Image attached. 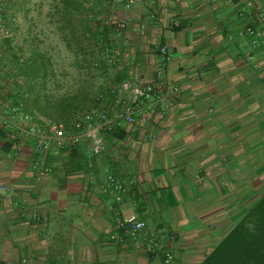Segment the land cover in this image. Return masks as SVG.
<instances>
[{
  "label": "crops",
  "instance_id": "obj_1",
  "mask_svg": "<svg viewBox=\"0 0 264 264\" xmlns=\"http://www.w3.org/2000/svg\"><path fill=\"white\" fill-rule=\"evenodd\" d=\"M91 1L93 28L109 40L79 48L75 63L85 73L75 91L86 96L84 111L113 117L108 89L129 70L147 81L158 68L167 108L141 107L133 125L116 121L102 130L106 148L98 156H87L84 144L53 150L40 182L34 140L23 137L5 150L0 136V264H198L237 220L243 201L236 196L253 184L248 176L264 167V0H140L127 11L117 5L119 33L103 23L108 2ZM248 28L258 34L254 46ZM2 44L0 96L13 60ZM163 45L165 64L156 53ZM5 103L0 97V120ZM106 171L127 186L121 202L100 190ZM130 213L173 235L170 262L135 247L117 227L116 218Z\"/></svg>",
  "mask_w": 264,
  "mask_h": 264
},
{
  "label": "built area",
  "instance_id": "obj_2",
  "mask_svg": "<svg viewBox=\"0 0 264 264\" xmlns=\"http://www.w3.org/2000/svg\"><path fill=\"white\" fill-rule=\"evenodd\" d=\"M106 1L110 11L104 15L103 23L110 25L119 33L124 27L123 19L113 13L114 7L122 5L123 9L127 11L140 0ZM246 34L250 37L252 45H256L258 34L250 28L246 29ZM0 36L2 38L10 36L2 21L1 10ZM156 53L162 64L168 61L167 46L158 47ZM112 54L118 56V50L112 51ZM94 66L97 67L98 64L96 63ZM141 79L136 71L129 70L125 78L114 86V89H108L107 93L113 95V98L106 104L107 110L113 113L111 118L104 110L89 111L72 119L69 125L63 121L47 122L45 125H40L35 123L28 114L23 113L20 106H11L8 102L5 103L7 111L3 112L2 124L17 137H29L34 140L36 158L32 162V168L35 173V181L40 182L49 173L50 167L46 164V158L53 150H68L71 147L84 144L87 156H98L106 148L102 130H113L116 121H121L127 126L133 125L136 113L141 112V107L144 111L162 113L167 108L168 100L160 69H157L155 76L150 80L143 81ZM103 97V94L97 96L98 104L103 100ZM3 108L2 110H4ZM88 166L90 167L91 163H88ZM100 190L105 194L112 195L115 202H121L128 191L126 184L108 171L105 172ZM116 222L117 227L125 232L135 247L144 249L151 255L161 254L164 256L165 263L170 262L172 256L166 249V241L173 240V235L166 229L154 230L148 226L146 221L133 213L118 216Z\"/></svg>",
  "mask_w": 264,
  "mask_h": 264
},
{
  "label": "trees",
  "instance_id": "obj_3",
  "mask_svg": "<svg viewBox=\"0 0 264 264\" xmlns=\"http://www.w3.org/2000/svg\"><path fill=\"white\" fill-rule=\"evenodd\" d=\"M1 1L9 4L17 3L19 0ZM53 6L54 21L68 48L69 38L79 48H82L81 44L86 40H92L96 48L109 40L108 34L99 35L96 33L97 28H93L94 23L98 22L95 20L97 6L91 0H55ZM1 14L6 26L7 18L3 12ZM106 28L103 31L106 32ZM2 47L3 52L11 54L13 60L9 79L4 82L8 91L0 97L7 100L11 106H20L23 113L28 114L40 125L57 121L69 125V122L78 115L89 112L83 109V102L86 99L83 91L74 90L75 92L70 93L68 90L59 94L46 91L45 85L52 74L51 62L37 46L29 52L27 58L23 57L24 49L20 46L16 48L17 52L14 51L15 46L10 36L3 40ZM94 101L98 104L96 100ZM0 136L4 140L5 150L11 149L21 139L11 134L2 124V120ZM70 149L73 147L68 150ZM236 219L223 238L198 264H264V189L260 193L256 191L248 193V206L241 208ZM161 258L164 262V256Z\"/></svg>",
  "mask_w": 264,
  "mask_h": 264
},
{
  "label": "rangeland",
  "instance_id": "obj_4",
  "mask_svg": "<svg viewBox=\"0 0 264 264\" xmlns=\"http://www.w3.org/2000/svg\"><path fill=\"white\" fill-rule=\"evenodd\" d=\"M19 1L7 4L0 0V10L7 18L6 26L10 37L11 33L13 34L11 38L15 46L14 51L17 52L16 48L22 45L23 57L27 58L29 52L37 46L50 58L52 74L45 85L48 93L59 94L68 90L73 91L80 86L83 88L81 80L85 70L75 63L82 59L81 50L70 38L68 39L70 48H68L65 41L58 37L55 15H52L55 0H28L24 3ZM0 40L5 38L0 36ZM86 103L87 101L84 100L83 105ZM1 113L2 108H0ZM249 177L252 178L253 184L248 183L240 193H237V199L240 198L243 202L236 205L235 216L242 207L248 206V193L253 191L260 193L264 189V167L259 174ZM234 181L230 183L233 184ZM232 196V199H235V196Z\"/></svg>",
  "mask_w": 264,
  "mask_h": 264
}]
</instances>
